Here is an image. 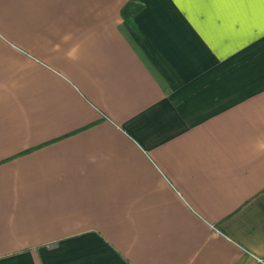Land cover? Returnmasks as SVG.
<instances>
[{
  "label": "crops",
  "instance_id": "crops-1",
  "mask_svg": "<svg viewBox=\"0 0 264 264\" xmlns=\"http://www.w3.org/2000/svg\"><path fill=\"white\" fill-rule=\"evenodd\" d=\"M126 1L0 0V264H259L264 37Z\"/></svg>",
  "mask_w": 264,
  "mask_h": 264
},
{
  "label": "snow or ice",
  "instance_id": "snow-or-ice-1",
  "mask_svg": "<svg viewBox=\"0 0 264 264\" xmlns=\"http://www.w3.org/2000/svg\"><path fill=\"white\" fill-rule=\"evenodd\" d=\"M190 5H214L233 24H240L250 39L264 37V0H178ZM250 42L246 40L245 43Z\"/></svg>",
  "mask_w": 264,
  "mask_h": 264
},
{
  "label": "trees",
  "instance_id": "trees-1",
  "mask_svg": "<svg viewBox=\"0 0 264 264\" xmlns=\"http://www.w3.org/2000/svg\"><path fill=\"white\" fill-rule=\"evenodd\" d=\"M143 7V4L139 0H127L121 8L122 18L130 24L132 23V17ZM260 264V263H259Z\"/></svg>",
  "mask_w": 264,
  "mask_h": 264
},
{
  "label": "built area",
  "instance_id": "built-area-1",
  "mask_svg": "<svg viewBox=\"0 0 264 264\" xmlns=\"http://www.w3.org/2000/svg\"><path fill=\"white\" fill-rule=\"evenodd\" d=\"M256 261L260 264H264V258H257Z\"/></svg>",
  "mask_w": 264,
  "mask_h": 264
}]
</instances>
